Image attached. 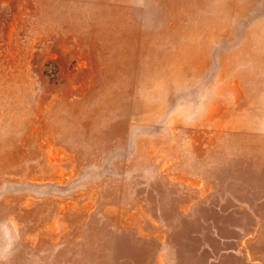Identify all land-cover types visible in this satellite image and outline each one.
I'll return each mask as SVG.
<instances>
[{
    "label": "rangeland",
    "instance_id": "1",
    "mask_svg": "<svg viewBox=\"0 0 264 264\" xmlns=\"http://www.w3.org/2000/svg\"><path fill=\"white\" fill-rule=\"evenodd\" d=\"M0 264H264V0H0Z\"/></svg>",
    "mask_w": 264,
    "mask_h": 264
}]
</instances>
